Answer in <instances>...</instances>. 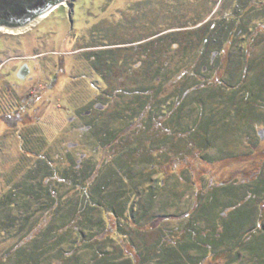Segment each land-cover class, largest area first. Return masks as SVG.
I'll return each instance as SVG.
<instances>
[{
	"label": "trees",
	"instance_id": "obj_1",
	"mask_svg": "<svg viewBox=\"0 0 264 264\" xmlns=\"http://www.w3.org/2000/svg\"><path fill=\"white\" fill-rule=\"evenodd\" d=\"M235 1L227 24L214 27L211 17L195 31L170 26L174 31L152 40L166 43L159 58L146 54V61L130 63L117 53L128 48L114 49L120 43L109 39L86 46L95 47L88 56L105 87L98 86L78 115L101 154L70 156L61 166L47 159L11 186L0 199V240H15L0 252V264H264V175L204 185L195 190L194 207L151 213L176 158L192 164L225 129L250 126L259 137L264 57L253 55L264 21L252 15L264 9V0ZM206 17L194 12L191 19ZM236 45L240 58L223 67ZM173 51L176 59L163 58ZM126 64L142 70L132 85L113 86L112 79L129 69ZM238 64L233 82L223 71ZM257 66L259 72L250 74ZM220 154L231 150L220 148ZM154 173L160 174L158 187ZM153 229L157 235L149 237Z\"/></svg>",
	"mask_w": 264,
	"mask_h": 264
},
{
	"label": "rangeland",
	"instance_id": "obj_2",
	"mask_svg": "<svg viewBox=\"0 0 264 264\" xmlns=\"http://www.w3.org/2000/svg\"><path fill=\"white\" fill-rule=\"evenodd\" d=\"M141 1L67 0L27 23L21 31L0 33V199L23 175L39 169L47 159L60 165L62 160L67 163L70 156L76 158L84 153L94 158L100 156L86 120L78 115L80 108L92 101L98 86L105 87L88 56V51L95 47L86 46L109 39L120 43L114 49L128 48L117 53L129 57L130 63L137 59L144 62L152 56L159 58L166 43L152 40L171 33L174 27L195 31L211 17L215 19L214 27L220 22L227 24L232 19L226 14L237 4L235 0H195L180 7L179 0H149L142 5L138 3ZM194 12L208 18L197 22L191 19ZM123 13L127 15L125 21L121 18ZM252 17L264 21V9ZM253 20L250 17L248 24ZM249 30L245 28V33H250ZM255 42L253 57L260 59L264 57V31L256 35ZM241 53L237 45L233 47L225 55L223 67L232 66ZM175 55L173 51L172 56L169 53L163 58L173 61ZM125 68H129L127 64ZM225 68L224 76L228 78L231 73L234 82L240 71L239 64L230 72ZM260 69L257 66L250 74ZM138 72L134 67L118 77H114L115 73L112 85H132ZM220 129L223 131V126ZM225 130L200 153L202 158H195L192 164L176 158L174 174L157 192L152 216L181 213L194 207L195 190L204 185L252 182L264 175V124L257 125L259 137L250 126ZM226 147L231 154L221 155L220 148ZM218 157L223 158L217 161ZM159 178V173L153 174L154 187H158ZM157 232L153 229L148 236L155 237ZM14 240H0V252Z\"/></svg>",
	"mask_w": 264,
	"mask_h": 264
},
{
	"label": "water",
	"instance_id": "obj_3",
	"mask_svg": "<svg viewBox=\"0 0 264 264\" xmlns=\"http://www.w3.org/2000/svg\"><path fill=\"white\" fill-rule=\"evenodd\" d=\"M67 0H0V33L21 31L27 23Z\"/></svg>",
	"mask_w": 264,
	"mask_h": 264
}]
</instances>
